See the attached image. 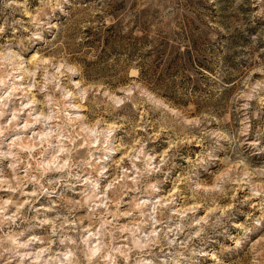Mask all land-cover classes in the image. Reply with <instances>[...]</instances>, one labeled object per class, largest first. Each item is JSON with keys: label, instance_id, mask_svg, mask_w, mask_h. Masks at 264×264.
Here are the masks:
<instances>
[{"label": "clouds", "instance_id": "obj_1", "mask_svg": "<svg viewBox=\"0 0 264 264\" xmlns=\"http://www.w3.org/2000/svg\"><path fill=\"white\" fill-rule=\"evenodd\" d=\"M0 264H264V0H0Z\"/></svg>", "mask_w": 264, "mask_h": 264}, {"label": "rangeland", "instance_id": "obj_2", "mask_svg": "<svg viewBox=\"0 0 264 264\" xmlns=\"http://www.w3.org/2000/svg\"><path fill=\"white\" fill-rule=\"evenodd\" d=\"M113 39H115L114 34H110L108 40L104 42L105 45L112 43ZM194 44L197 47H199V43L197 41H194ZM158 60L159 63L157 65V70L166 71L169 75L173 74L174 72L180 71L181 68L183 67V65L180 62V57L178 54L174 58L169 60L167 57V53L162 51L158 56ZM190 62H193L191 61V57H190ZM194 63H198V62H194ZM200 67H203V65L201 64Z\"/></svg>", "mask_w": 264, "mask_h": 264}]
</instances>
